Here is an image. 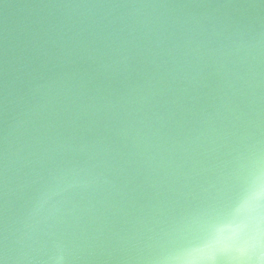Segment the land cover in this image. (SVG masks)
I'll use <instances>...</instances> for the list:
<instances>
[{"label":"water","instance_id":"water-1","mask_svg":"<svg viewBox=\"0 0 264 264\" xmlns=\"http://www.w3.org/2000/svg\"><path fill=\"white\" fill-rule=\"evenodd\" d=\"M0 264H264V0H0Z\"/></svg>","mask_w":264,"mask_h":264}]
</instances>
